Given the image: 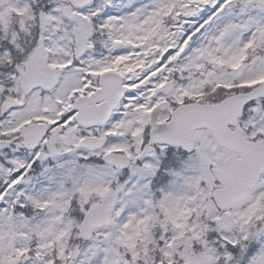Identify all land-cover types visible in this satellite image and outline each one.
<instances>
[{
	"label": "snow or ice",
	"instance_id": "obj_1",
	"mask_svg": "<svg viewBox=\"0 0 264 264\" xmlns=\"http://www.w3.org/2000/svg\"><path fill=\"white\" fill-rule=\"evenodd\" d=\"M0 264H264V0H0Z\"/></svg>",
	"mask_w": 264,
	"mask_h": 264
}]
</instances>
